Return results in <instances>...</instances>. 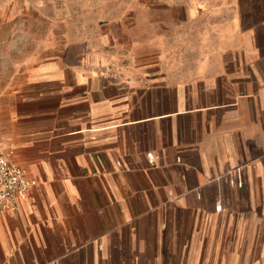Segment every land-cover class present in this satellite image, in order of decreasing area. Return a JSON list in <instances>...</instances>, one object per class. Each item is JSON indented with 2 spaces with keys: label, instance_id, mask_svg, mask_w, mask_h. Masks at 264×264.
Wrapping results in <instances>:
<instances>
[{
  "label": "crops",
  "instance_id": "crops-1",
  "mask_svg": "<svg viewBox=\"0 0 264 264\" xmlns=\"http://www.w3.org/2000/svg\"><path fill=\"white\" fill-rule=\"evenodd\" d=\"M203 1L192 55L176 25L160 55L26 74L0 142L36 184L0 264H264V0Z\"/></svg>",
  "mask_w": 264,
  "mask_h": 264
},
{
  "label": "rangeland",
  "instance_id": "rangeland-1",
  "mask_svg": "<svg viewBox=\"0 0 264 264\" xmlns=\"http://www.w3.org/2000/svg\"><path fill=\"white\" fill-rule=\"evenodd\" d=\"M196 1L0 0L1 140L17 126L15 106L26 74L44 64L57 62L65 71H85V57L103 46L114 56L126 54L128 48L137 56L160 55L165 45L160 36L175 33L176 25L183 27L184 55H192L199 31ZM201 1L208 8L207 1Z\"/></svg>",
  "mask_w": 264,
  "mask_h": 264
},
{
  "label": "built area",
  "instance_id": "built-area-1",
  "mask_svg": "<svg viewBox=\"0 0 264 264\" xmlns=\"http://www.w3.org/2000/svg\"><path fill=\"white\" fill-rule=\"evenodd\" d=\"M235 171L238 170H232L233 175ZM230 183L242 185V182L236 180L234 176L231 177ZM35 184L36 180L28 176L23 166L11 160L0 142V207L9 210L18 209L20 200ZM221 208L222 202L219 200L217 209Z\"/></svg>",
  "mask_w": 264,
  "mask_h": 264
}]
</instances>
